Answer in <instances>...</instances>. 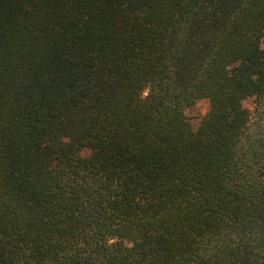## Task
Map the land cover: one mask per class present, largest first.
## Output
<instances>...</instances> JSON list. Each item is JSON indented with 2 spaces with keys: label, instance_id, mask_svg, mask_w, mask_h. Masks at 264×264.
<instances>
[{
  "label": "trees",
  "instance_id": "1",
  "mask_svg": "<svg viewBox=\"0 0 264 264\" xmlns=\"http://www.w3.org/2000/svg\"><path fill=\"white\" fill-rule=\"evenodd\" d=\"M0 264H264V0H0Z\"/></svg>",
  "mask_w": 264,
  "mask_h": 264
},
{
  "label": "rangeland",
  "instance_id": "2",
  "mask_svg": "<svg viewBox=\"0 0 264 264\" xmlns=\"http://www.w3.org/2000/svg\"><path fill=\"white\" fill-rule=\"evenodd\" d=\"M247 106H251V100L246 102ZM209 110V103L205 100H200L194 107L187 111L188 116L190 117L194 127H198L202 117L207 113ZM85 155L89 154V150H84L83 152Z\"/></svg>",
  "mask_w": 264,
  "mask_h": 264
}]
</instances>
